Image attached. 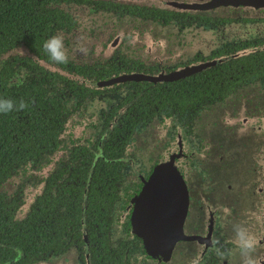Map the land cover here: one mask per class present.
Instances as JSON below:
<instances>
[{
    "label": "flooded vegetation",
    "instance_id": "1",
    "mask_svg": "<svg viewBox=\"0 0 264 264\" xmlns=\"http://www.w3.org/2000/svg\"><path fill=\"white\" fill-rule=\"evenodd\" d=\"M0 99V264H264V0H0Z\"/></svg>",
    "mask_w": 264,
    "mask_h": 264
},
{
    "label": "clouds",
    "instance_id": "2",
    "mask_svg": "<svg viewBox=\"0 0 264 264\" xmlns=\"http://www.w3.org/2000/svg\"><path fill=\"white\" fill-rule=\"evenodd\" d=\"M45 53L49 60L55 64H66L69 60L67 48L63 36L60 34L49 37L44 44ZM20 83L21 81H17ZM27 107L26 102L21 99L18 104L11 99H0V113L7 114L13 110L20 111Z\"/></svg>",
    "mask_w": 264,
    "mask_h": 264
},
{
    "label": "water",
    "instance_id": "3",
    "mask_svg": "<svg viewBox=\"0 0 264 264\" xmlns=\"http://www.w3.org/2000/svg\"><path fill=\"white\" fill-rule=\"evenodd\" d=\"M157 174V172H156ZM158 174H160V171H158ZM156 190L155 189H151L149 188L148 186L147 187H144L143 191H142V194L140 195V198H141V201L139 202V209H140V215H142L144 218H143V221L145 222V220H154L152 218H148L147 216L148 215H151V214H155V213H158L157 210H154V209H151L152 207H156L158 206L157 204H164L163 202H160V200L164 197L162 196H158L155 194ZM156 200V201H155ZM144 222H142L143 224H145ZM143 229L144 231H154V228L153 226H148V225H143ZM167 227L169 228V226L167 225ZM151 236L150 237H155V235L153 233H150ZM172 234V233H171ZM159 237V241L154 239L155 241H151L149 242L151 245H155L157 246L158 248H164L166 247H169L171 246L170 242L168 243H165V241H160V238L163 239L164 235L163 236H158ZM168 237L170 238L171 235H168Z\"/></svg>",
    "mask_w": 264,
    "mask_h": 264
},
{
    "label": "rangeland",
    "instance_id": "4",
    "mask_svg": "<svg viewBox=\"0 0 264 264\" xmlns=\"http://www.w3.org/2000/svg\"><path fill=\"white\" fill-rule=\"evenodd\" d=\"M174 249H175V248H173V247L171 248V246H169V247H166V248L164 247L161 251H162V252H166V254H167V253L169 254L170 252H171V253H172V252H174V253L177 252V251L174 250ZM54 264H56V263H54ZM65 264H66V263H65Z\"/></svg>",
    "mask_w": 264,
    "mask_h": 264
}]
</instances>
